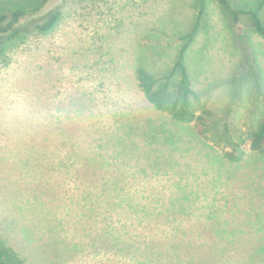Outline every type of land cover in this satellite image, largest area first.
Masks as SVG:
<instances>
[{"label": "rangeland", "instance_id": "rangeland-1", "mask_svg": "<svg viewBox=\"0 0 264 264\" xmlns=\"http://www.w3.org/2000/svg\"><path fill=\"white\" fill-rule=\"evenodd\" d=\"M55 7L57 30L0 62V240L29 264H205L220 245L214 264H264L261 159L225 161L133 83L142 53L150 73L171 68L196 1L50 0L44 11ZM185 63L215 119L264 121V39L249 20L207 0ZM224 229L241 245L220 244Z\"/></svg>", "mask_w": 264, "mask_h": 264}, {"label": "trees", "instance_id": "trees-1", "mask_svg": "<svg viewBox=\"0 0 264 264\" xmlns=\"http://www.w3.org/2000/svg\"><path fill=\"white\" fill-rule=\"evenodd\" d=\"M49 1L7 0L5 4L0 5L1 63H6L10 54L20 44L26 43L31 38L49 35L57 30L63 20L64 12L60 7L44 11ZM195 1L197 7L195 21L190 30L181 36L182 42L171 68L159 75L150 73L143 65L146 54L142 53L133 66V83L157 112L176 124H190L198 136L220 150L225 161L240 162L249 153L252 160L260 158L259 163L264 167V121L256 126L249 124L245 128H239L224 119H215L208 103L192 86L185 63V54L202 27L207 7V0ZM214 1L231 20L235 22L241 19L249 20L252 30L264 39V0H256L253 4L241 6L234 5L231 0ZM149 128L156 138L158 137L163 142L169 140L165 143L173 144L175 142L173 137L177 138L175 133L169 130L162 133L153 126L149 125ZM234 230L237 231V229ZM223 232L217 238L220 244L221 241L229 240L241 245L245 239V235L239 236V232H229V229H224ZM227 251L225 245L213 248L211 256L204 257V263L218 262L228 253ZM259 256V260L260 258L264 260L263 254ZM0 264L29 263L18 250L0 240Z\"/></svg>", "mask_w": 264, "mask_h": 264}]
</instances>
